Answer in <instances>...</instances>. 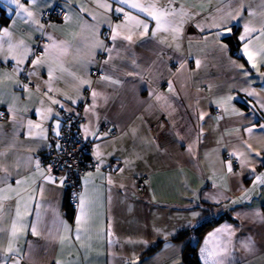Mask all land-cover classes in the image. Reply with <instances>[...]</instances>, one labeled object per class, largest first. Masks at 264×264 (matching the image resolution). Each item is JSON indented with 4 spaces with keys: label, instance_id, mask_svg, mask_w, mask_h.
I'll return each instance as SVG.
<instances>
[{
    "label": "crops",
    "instance_id": "0c3cea01",
    "mask_svg": "<svg viewBox=\"0 0 264 264\" xmlns=\"http://www.w3.org/2000/svg\"><path fill=\"white\" fill-rule=\"evenodd\" d=\"M0 2L12 10L0 30L9 28L12 43L23 40L29 49L20 65L8 52V38L0 51V111L5 112L0 119V264H184L181 253L187 241L195 243L201 264H215L221 258L216 256L218 246L224 244L231 253L222 257L224 264H264V221L259 219L264 216V183H256V177L264 175V128L260 127L264 125V54L260 52L264 36L254 32L250 37L257 68L242 56L239 39L249 20L256 28L264 23L260 0H242V16L224 29L211 25L222 23L241 0H175L170 6L159 0L158 6L188 13L177 40L166 32L153 37L155 22L116 0H36L34 4L21 0L38 23L23 14L17 17L15 5ZM102 3L111 5V10L99 7ZM56 4L63 7V17L43 19L42 12ZM116 7L148 23L147 34L140 36L142 29H134L132 41L122 36L113 41L115 25L127 23L122 13L114 11ZM250 10L257 15L250 17ZM120 31L128 34L127 29ZM219 31L223 34L217 38ZM233 32L236 47L231 50L224 37ZM38 36L49 42L35 54ZM97 41L111 51L93 47ZM53 43L67 46L68 53L51 49L45 58V47ZM37 57L45 63L33 66ZM49 66L54 69L51 81ZM105 76L119 83L101 79ZM169 83L175 94L169 92ZM23 84L28 90L20 87ZM245 90L258 95L248 96ZM93 91L100 93L95 101ZM49 97L60 103L52 104ZM62 111L80 113L83 135L92 145L91 167L79 178L71 217L66 212V187L44 178L49 173L43 155L52 145L57 123L60 127ZM200 113L206 114L203 120ZM29 121L42 126L43 138L35 127L29 135ZM102 124L116 133L109 135L100 129ZM97 145L100 160L94 155ZM111 159L118 161L115 171L107 167ZM229 161L237 162L231 173ZM141 175L149 179L139 192L135 178ZM85 193L89 220L77 238L79 198ZM220 215L226 218L200 239L191 235L175 240L181 231ZM33 226L38 235L32 234ZM225 226L234 235L209 237ZM248 238L254 241L252 251L242 247ZM202 248H206L203 255Z\"/></svg>",
    "mask_w": 264,
    "mask_h": 264
},
{
    "label": "snow or ice",
    "instance_id": "6c2138e0",
    "mask_svg": "<svg viewBox=\"0 0 264 264\" xmlns=\"http://www.w3.org/2000/svg\"><path fill=\"white\" fill-rule=\"evenodd\" d=\"M35 2H36V0H31L32 4H34ZM116 2H117V4L127 5L128 8L136 9L138 12L144 13L147 17L151 18V20L155 22V29L152 32L153 37H155L160 32H166V33H171L173 40L179 39V33L181 30L180 26H182L185 23V17L188 16V13L186 11H184L183 8H181L180 11L177 12L176 9L172 8V7H164L162 5L158 6L159 0H149V2H144V3L139 2V0H131V2H130V0H116ZM260 2H261V5L264 6V0H260ZM5 3L8 5H15V15L17 17H20L23 14L27 17V19L29 21H32L34 23H38V21L35 20L34 13L32 11H30L29 8L25 7V5L23 3H21V0H5ZM165 3L170 6V5L175 3V0H165ZM99 7L111 10V5H109L107 3H102L99 5ZM244 9H245V5L241 0L239 7L235 8L233 11L227 12L226 18H222V23H213L211 26L214 28H218V29H224L230 20H236L238 17H241ZM11 11L12 10L10 9L9 10V18L11 17ZM114 11L116 13H122L124 20L127 23L115 25V27L113 28L112 35H111V39L113 41H115L118 37H121V36L126 41H132L133 35L135 34L134 29H142V31L139 32L140 36H144L147 34L149 24L146 23L143 19H139L137 16L132 15L130 12L126 11L122 7H116L114 9ZM248 14L250 17H255L257 15V12L255 10H250ZM260 15H261V17H264V11H262L260 13ZM177 17H179V25H177V23H176ZM13 23H15V21H13ZM129 24H131V27H129ZM197 27H200V25H197ZM120 29H127L128 34L122 35ZM227 30L231 31L230 28ZM201 31H203V28H201ZM254 32H258L260 36H264V23L261 24L260 28H256V27L252 26V21L249 20L248 22H246L244 24L243 34L240 35L239 39L241 42H243V48L241 50L242 56L247 57L248 62L251 63L253 68H257V64L255 62L254 56L249 49V45L252 43L250 37H251L252 33H254ZM222 34H223V31H219L216 33V37L218 38ZM11 37H12V33L10 32L9 28L4 27L2 30H0V51H3V43H2L3 39L8 38V52L13 54L12 58L14 60H16L18 65L24 64L25 60L27 59V57L29 55V49L24 44L23 40L19 41L18 43L13 44ZM49 39H51V37ZM161 43H164V41L162 40ZM93 47H98V48H101L103 50L111 51V49H107L106 46L100 41H97L96 44L93 45ZM178 47H179V45H177V48ZM51 49H58L61 55H65L68 53L67 46L57 45V44L53 43L51 46L45 47V58L49 55ZM260 52H261V54H264V48H262L260 50ZM44 63H45V59L41 58V57H37L36 59L31 61V64L33 66L43 65ZM105 63H108V61L106 60ZM133 63H135V61H133ZM196 65H197V68L200 67V61L199 60L196 61ZM239 67L243 68V65H240ZM181 68H184L183 64H181ZM53 71H54V69L51 66H49L48 72H49L50 81L53 78ZM61 71H67V70L61 66ZM15 73H16V70H14L13 74H15ZM33 74L34 73H29V75H33ZM262 75H264V74H262ZM101 79L110 80V82L113 84L119 83L118 80L111 79L110 77H107V76L102 77ZM50 81H49V89H48L49 92L53 91V89L50 86ZM80 83L86 84V83H90V82L86 81V80H81ZM20 87L25 91L28 90L27 84L20 85ZM168 90L170 93L175 94V89L171 83H169V85H168ZM245 91L247 92L248 96L258 95L254 91H247V90H245ZM45 95H47V93H45ZM91 95H92L93 100L95 101L96 97L99 96L100 93L93 91ZM156 98H157V100L164 99L165 103H167L166 98H164L162 96H157ZM49 99L51 100L52 104L60 103L58 100L53 99L52 97H49ZM227 99L232 100L233 97L229 96ZM73 102H75V101H73ZM261 107L264 108V104H262ZM89 110L90 109H86V111H89ZM9 111H11V109H9ZM232 111L235 112L237 115L241 114V113L236 112L235 109H232ZM47 112L51 113L52 109L49 107L47 109ZM40 115L43 119H47V116H45L44 113L41 112ZM205 115H206L205 113H200L199 119L203 120ZM2 116H3V113H0V117H2ZM13 119H15L14 116H13ZM28 127L30 130L29 131L30 136L32 135L31 129L33 127H35V128L40 129L39 135L42 138L44 137V129L42 128V126L40 124L33 125L32 122L29 121ZM260 127L264 128V125H260ZM58 129H59V124L57 123L56 133H55L57 136L60 135ZM247 131L249 133H251L252 128L247 129ZM85 132L86 133L88 132L87 127H85ZM201 134H202V130H201ZM57 148H59V145H57ZM248 148H249V150H252V146L250 144L248 145ZM188 151L189 152L192 151V145H189ZM0 155H3V153H0ZM94 155L96 156L97 160H100L102 154L99 151V145H97V150L94 152ZM231 155L236 156L237 154L235 152H233V153H231ZM241 155H243V153H241ZM256 155H260V153L256 152ZM129 163H130L129 161H127V160L125 161L126 165ZM245 163H246V161H243V160L241 161L242 166ZM36 168L38 170L40 169L39 161L36 162ZM227 170L229 173L232 172L231 161H229L227 164ZM47 171L49 173H51V167H49ZM119 171L123 172L124 169L121 168V169H119ZM253 171H254V169H253ZM96 172L97 173L100 172L99 166H97ZM41 175L42 176L44 175L43 171H41ZM44 178L46 180H48L49 182H52V183L56 182L55 178L52 177L51 175L45 176ZM108 182L110 184L112 183V179L110 177H109ZM59 183L61 185H63L64 181L60 180ZM256 183H264V175L257 176L256 177ZM121 187H124V185L121 184ZM254 187H255V184H254ZM7 198L8 197H6V196L4 197V199H7ZM79 199H80L79 215L76 217L77 234H78L77 238H79V232L84 228V226L88 223V220H89V212L87 211L88 206H89V202L86 199V193L82 194ZM195 215H198V213ZM259 219L264 221V216L259 217ZM110 227L111 226H109V228ZM16 232H17L16 225L13 224V227H12L13 236L16 235ZM219 233H225L229 237H231L232 235H234V230L225 226V227L216 229L215 232H213V233H210L209 237L213 238V237L217 236V234H219ZM32 234L38 235V232H37L35 226H33V228H32ZM111 234H112L111 231H109V235H111ZM207 243H208V240L206 239L205 244L207 245ZM242 247H244L245 249H247L249 251H252L254 249V241H252L251 238H248L247 240L242 242ZM13 251H14V249L12 248L11 243H9L7 253L11 254ZM205 251H206V248H202L201 254L203 255L205 253ZM230 254H231L230 249H229L227 244L218 246V251L216 252V256L221 257V258H218L215 261V264H224L222 257L228 256ZM15 264H19V262L17 261V262H15ZM57 264H60V262L58 261ZM133 264H134V262H133ZM205 264H207V261H205Z\"/></svg>",
    "mask_w": 264,
    "mask_h": 264
},
{
    "label": "built area",
    "instance_id": "2783aa9c",
    "mask_svg": "<svg viewBox=\"0 0 264 264\" xmlns=\"http://www.w3.org/2000/svg\"><path fill=\"white\" fill-rule=\"evenodd\" d=\"M64 14V9L60 4H56L52 8L45 9L42 12V18L45 20L61 19ZM34 53L38 54L42 51V47L49 41L45 36H38ZM234 55L238 51H233ZM0 113H3L0 111ZM4 115V113H3ZM60 119L59 133L53 136L52 145L45 150V157H47V170L51 167V175L55 178V183L60 184L63 180V185L68 188V199L73 207L77 202L79 192V178L81 174L91 167V163H83L84 154H89L92 148L91 142L88 141L82 132V125L84 123L83 117L79 112L62 111L58 113ZM1 118V117H0ZM100 129L107 131L109 135H114V129H107L106 124L100 125ZM59 145V148H57ZM233 167L237 166V162H233ZM107 167L111 171H115L118 167V161L111 159L107 162ZM148 175H141L135 178V185L139 192L145 188L148 181ZM75 208V207H74Z\"/></svg>",
    "mask_w": 264,
    "mask_h": 264
},
{
    "label": "trees",
    "instance_id": "16d2710c",
    "mask_svg": "<svg viewBox=\"0 0 264 264\" xmlns=\"http://www.w3.org/2000/svg\"><path fill=\"white\" fill-rule=\"evenodd\" d=\"M9 10L10 9L7 6H5L4 4H2L0 2V24L1 25H6L9 22ZM234 37H235V32H233L229 36L224 37V40L230 45L231 50H234L236 47ZM4 116H5V112H4V115L0 119H2ZM58 117H59V115H58ZM54 135L55 134H52V136H54ZM90 153H91V151H90ZM43 157L45 159V160H43L44 161L43 163L46 165L48 159H47V157H45V154L43 155ZM83 163H85V164L92 163L89 154H84ZM66 190H67L66 191V195H67L66 196V204H65L66 212H67V215L69 217H71L72 212L74 210V207H73L72 203L70 202V200L68 199V195H69L68 188H66ZM225 218H226V216L220 215L217 218L208 219V220L202 222L201 224L196 225L195 227L185 229V230L181 231L176 236L175 240H183V239L188 238L191 235H195L196 239H200L201 236L205 232H207L209 229L214 227L218 222H220L221 220H223ZM181 260L184 264H201L199 261L197 252H196L195 243H190L189 241L186 242V244L184 245V248L182 250V253H181Z\"/></svg>",
    "mask_w": 264,
    "mask_h": 264
}]
</instances>
